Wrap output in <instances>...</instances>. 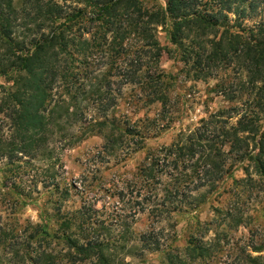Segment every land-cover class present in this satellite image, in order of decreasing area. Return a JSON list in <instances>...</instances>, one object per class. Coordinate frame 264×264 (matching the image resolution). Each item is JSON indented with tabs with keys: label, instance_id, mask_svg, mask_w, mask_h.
I'll list each match as a JSON object with an SVG mask.
<instances>
[{
	"label": "trees",
	"instance_id": "16d2710c",
	"mask_svg": "<svg viewBox=\"0 0 264 264\" xmlns=\"http://www.w3.org/2000/svg\"><path fill=\"white\" fill-rule=\"evenodd\" d=\"M263 11L264 0H0V264H264V231L251 229L243 195L209 205L206 221L194 213L231 193L228 178L250 184L249 166L264 178V18L246 22ZM165 55L181 63L177 73L163 69ZM228 69L238 79L221 89L230 105L149 148L118 176L109 211L90 205L84 183L47 169L38 221H20L40 192L37 155L98 135L88 160L117 165L186 114L178 83ZM237 165L244 178H233ZM76 192L82 205L66 209ZM179 215L195 216L183 247ZM239 228L250 231L244 240L232 236Z\"/></svg>",
	"mask_w": 264,
	"mask_h": 264
},
{
	"label": "rangeland",
	"instance_id": "374dc122",
	"mask_svg": "<svg viewBox=\"0 0 264 264\" xmlns=\"http://www.w3.org/2000/svg\"><path fill=\"white\" fill-rule=\"evenodd\" d=\"M144 3L149 4L151 0H142ZM209 1V4L213 0H203ZM232 17V14H230ZM264 18V11L261 16L247 20V24L253 25L254 22L259 21ZM160 29V28H159ZM158 38L162 45L167 49L171 47V44L166 39V34L164 31H159ZM173 57V56H172ZM172 57L165 55L162 61V67L166 71H171L172 73H177L178 70L182 68L179 61L174 60ZM181 77V76H179ZM237 76L228 69L223 73H219L215 78H211L203 81H183L178 83L177 88L174 93H187V98L185 101L186 114L180 119L177 118L171 127L165 131L160 132L158 135L149 137L145 140V146L138 152L133 153L126 160L114 164L113 161L105 163L99 158L95 161L88 160V153L93 149V147L98 146L102 142V137L98 135L88 136L82 139L80 142L76 143L73 147L60 148V144H54L52 147L53 156L52 158L46 159L45 157L37 155L32 162L31 173L38 182L37 188L40 191L36 194V204H29L22 208L19 213L20 221L25 218L36 222L38 221V215L40 208L45 205L46 195L42 192V179L48 173L55 172L56 176L60 178H65L67 180H76V186L80 188V183H84L87 186L86 194L91 198L90 205L102 211H109L110 206L116 205V200L118 199V194L111 198L113 193H118L119 188H114V185L119 187L122 184V180L118 179L119 175H125L127 171L134 169V167L142 160L145 156L146 151L149 148H155L162 144H169L176 133L181 129L193 128L198 124L201 118L206 117L209 113L218 110L221 107H227L230 103L226 102L221 94L222 87H227L229 90H233L236 86L238 79ZM243 77V76H242ZM3 79L0 77V83ZM115 87V85L113 86ZM123 101L120 104L121 108H124ZM155 108L149 111V116H152ZM143 111L138 114L133 115L132 119L135 120L138 117L143 116ZM235 119H233L234 121ZM261 130H264V118L261 121ZM54 162V166L51 164ZM246 165V164H245ZM30 167V166H29ZM249 172L251 176V183L248 181L240 183L241 185H236L232 178H228L223 187L225 190L231 191L233 193H223L220 195H214L208 203L201 206L195 215L199 221H206L210 219V207L209 205H221L225 204L227 201H232L239 195H243L248 201H251L252 208L250 209V214L253 216L251 229L253 232L260 233L264 231V205L260 204L261 199L264 197V178H261L253 169L249 166ZM246 176L242 165H237V168L233 171V178L241 179ZM123 177V176H122ZM119 180V183L116 181ZM79 184V185H78ZM222 191V189H221ZM110 197V198H109ZM116 199V200H114ZM82 197L76 192V194L71 197L65 204L66 209L75 210L82 205ZM116 201V202H113ZM114 203V204H112ZM49 207V206H48ZM47 207V208H48ZM112 207H110L111 209ZM195 216L189 217L187 215L178 216L177 233L179 240L176 242L177 246L183 247L186 244V239L188 236L187 227L190 220H194ZM146 218L145 216H140L134 225L135 229L140 231L145 227ZM250 234L248 228H239L235 231L232 236L236 239L244 240ZM155 258V256H151Z\"/></svg>",
	"mask_w": 264,
	"mask_h": 264
}]
</instances>
